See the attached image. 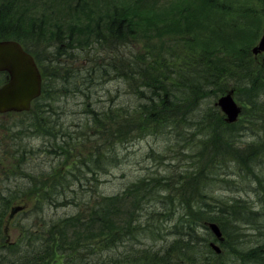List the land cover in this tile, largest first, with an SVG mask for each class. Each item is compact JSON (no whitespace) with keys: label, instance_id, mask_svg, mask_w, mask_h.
<instances>
[{"label":"trees","instance_id":"obj_1","mask_svg":"<svg viewBox=\"0 0 264 264\" xmlns=\"http://www.w3.org/2000/svg\"><path fill=\"white\" fill-rule=\"evenodd\" d=\"M72 1L61 0L60 5L56 0H0V40L19 41L34 56L43 75L42 93L33 101L31 109L8 113L15 117V123L1 126L6 130L1 132L0 138V178L8 179L11 173L25 177V173L20 171L22 162L37 151L33 145L34 138H42L39 151L43 146L53 144L55 152L59 153L57 155L63 156L62 163L69 166V178L64 175L65 181L59 186L76 191L80 185L87 184L98 189L100 177L106 172L111 174V169L119 167L122 159H128L119 151L120 145L137 136L164 134L169 124L174 127V131L168 133L170 138L178 134L182 136L180 143L175 138L180 146L183 144L185 147L182 152H188L195 143V136H200L197 141L202 142L205 151L199 160L204 166L199 169L194 165L191 170L180 171L170 163L166 173L140 177L122 186L121 191L114 195H100V202L95 203L97 206L90 211L93 212L91 221L81 218L83 212L76 204L77 216L59 221L61 224L55 229L56 234L48 238L51 243L40 249L30 244L25 250L15 248L14 258L9 264H80L79 254L99 255L98 250H101V255L93 264H108L105 252L113 249L121 255V248L129 260L135 261L134 264L139 261L148 264H201L199 258L209 259L212 254L220 256L208 244L217 241L208 222L219 225L224 236L220 243L234 249L237 258L242 251L239 237L243 239L246 236L241 235V231L245 225L250 226L256 238L255 244L244 248L246 253L241 254L242 258L248 257L238 258L236 264H264V138L257 135L260 122L264 121V66L253 59L249 51L251 46L248 45L247 49L246 45L242 47L245 39L239 38V32L236 36L228 33L222 36L220 28L213 26L212 31L214 29L217 40L220 36V48L226 55L214 56V50L209 48L214 38L203 36L200 53L198 43L191 41L189 54L181 47L169 50L174 60L166 62L162 57L169 56L162 52L158 57L152 56V64L148 65L150 69L144 71L143 59L138 53L129 50L126 58L123 57L122 46L129 47L139 34L137 28L142 25L136 19L138 17L132 15L131 6L112 1L108 2L106 10L97 13L94 8H89L90 0H77L78 5ZM198 1L199 4L190 7V14L182 15L189 28L193 27V17L198 11L210 8L211 0ZM80 9L84 15L77 14ZM242 49H246V53ZM241 52L242 58L237 60ZM77 57L85 69L81 63L77 65ZM128 57H133L134 61L126 64L125 70L123 59ZM196 69L202 70L201 77L195 73ZM228 69L241 74L244 83L241 88L248 95L247 100L241 101L243 112L235 123H228L214 106L215 99L208 97L211 94L218 97L232 88L237 91L238 85L231 83L233 74ZM180 73L181 76L176 77ZM122 75L130 81V86L134 79L141 81V85L137 84L140 88L136 94L140 99L138 106L125 108L114 103L111 81L107 77ZM6 78L7 73H0V84ZM96 82L101 85L109 83L100 96L90 90ZM67 95L83 98L84 112L87 113L83 112L85 117L80 120L76 117L69 127L61 121L62 106H59L61 98ZM198 99L206 108H202V104L196 105ZM183 100H188L186 107L181 105ZM249 130L254 140H244L250 134ZM12 142L15 149L11 159ZM170 147L173 148L172 145ZM161 153L152 151L149 156L160 161ZM234 164L239 177L243 178L240 181H246V177L251 181V189L247 193L251 192L259 203H240V197L248 200L243 194L236 197L238 200L212 202L214 194L209 191V176L204 174L205 171L227 176L233 171ZM62 170L64 174L65 169ZM193 191L204 196L202 203H194L190 199ZM1 192L4 194H0V239H3L10 229L9 221L13 220L8 219L3 229L1 219L4 220L13 205L22 204L27 208L30 203L15 202L19 198L18 193L23 191L0 189ZM184 199V203H178ZM120 203L131 204L122 216L124 222L118 217L121 214ZM152 203L155 207L151 215L144 218L145 212L153 207ZM49 204L55 209L60 206ZM74 225L87 232V242L82 240L84 237L73 239L67 234L66 231L73 229ZM120 229H123L121 234L124 231L129 234L128 242H123L127 241L126 238L118 239ZM146 232L152 237L153 245L127 250L130 238L148 239ZM108 239L112 240L110 244ZM7 240L2 241L5 242L3 245L9 244ZM6 249L13 250V247L7 246ZM11 254L0 255L9 257ZM2 256L0 264L4 262L5 257ZM226 264L233 263L228 261Z\"/></svg>","mask_w":264,"mask_h":264},{"label":"rangeland","instance_id":"obj_2","mask_svg":"<svg viewBox=\"0 0 264 264\" xmlns=\"http://www.w3.org/2000/svg\"><path fill=\"white\" fill-rule=\"evenodd\" d=\"M112 1H115L117 4L125 3L127 6H131L132 15L138 17L135 18L138 19V21H140L139 23L142 24L141 27H136L138 29L137 33L139 34L134 37L129 43L130 48L127 46H122V51L123 57L125 58L126 51L132 50L138 53L139 56L143 59L142 64L145 67L144 71L150 69L148 65L152 64V56L158 57L162 52L169 56V58L162 57L164 60H166V62H169V60H171L172 62V60H174V57L170 55L169 50L181 47L189 54V46L191 41H196L198 43L197 50L198 53H200V50L202 51L201 45L204 44V41L202 40L203 36L214 38L213 45L209 47L211 49L210 51L214 50V56L222 57L226 55L227 53L222 52L220 48V44L222 43V41L220 40V36L218 37V41L216 38V33L213 32L214 29L212 31L213 26H216L218 29L220 28L222 36H227V33L229 34V36H236L239 32L241 34L239 38L243 39L244 37L245 39L244 42L242 40V47L246 45V49L248 45L252 46L259 41L264 30V0H211L210 8L206 9L205 11L204 9L200 10L196 15H194L192 28H189V26H187L188 24L184 22L183 17L190 14L191 6L199 4L198 0H90V4H88V6L90 9L94 8L93 10L98 13L106 10L108 2L111 3ZM56 2H58L60 5L62 3L61 0H56ZM72 4L78 5L77 0H73ZM66 5L67 4L65 3V6ZM77 14L84 15L81 9L77 11ZM246 49H242L241 51L246 53ZM155 52H157V55H153ZM242 52L238 53L240 55H238L237 60L240 57L242 58ZM78 58L79 57H77L75 61L77 65L81 63V60H79ZM128 58L130 60L123 59L125 70H127V66L125 65L130 64L134 61L133 57ZM80 65H82L85 69L83 62ZM228 72H232L233 74V76L230 77L231 83L238 85L236 89L237 91L235 92V97L240 102L244 99L247 100V91H244L241 88L242 84H244L241 79V74L237 70L231 69H228ZM195 73L200 77L203 74L202 70L199 69H196ZM181 74L182 73L176 75V77L181 76ZM107 78V80L111 81V97H114L113 99L116 105L123 106L125 108H133L140 104V99L136 96L137 92L140 90L137 84L141 85V81L139 79H134L133 83L130 86V81L126 79L125 75H122L121 77L108 76ZM98 83L99 82H96L90 90L92 93H95V95L100 96L101 94H103V88L105 87V85L109 83L104 85ZM262 84L264 85V83ZM130 89L132 92H130ZM209 90L211 89L209 88ZM208 97L215 99L214 106H216L217 109L218 107L215 103L218 97L215 96V94H211ZM83 101V98L73 95H67L61 98L59 103V106H62L60 108V114L61 116H63L61 121H64L68 127L70 126L69 124L71 123V121L75 120L76 117L79 120L85 117L84 113L86 112L84 111L86 110V108L83 104ZM187 101L188 100H183L181 102V105L186 107ZM202 103L203 101H201L200 99L196 101V105L198 107ZM202 108H206L204 104H202ZM202 108L201 110H203ZM220 112L222 113L221 110ZM64 113L66 115H64ZM14 120L15 117L13 115L10 116L9 114L0 113V138L2 137L1 132H5L6 130L4 128H1V126L13 125L15 123ZM262 127L264 129V121L262 123L260 122V128L257 130V135H262L264 138V130H262ZM165 129L166 133L164 134H152L145 137L137 136L125 141L122 145H120L119 151H121L124 156L128 157V159H122L121 165L119 167L111 169V174L106 172L104 176H101L99 181L101 186H98V189L84 184L86 186L80 185L76 189V191H73L68 187L64 188L63 186H59L60 183L65 181L64 175L69 178V166L66 167L65 164L62 163L63 156L57 155L59 153L55 152L53 144L43 146V149L39 151L38 148L41 147L43 140L42 138H34L33 145L34 148L37 149V151L33 154L32 157H25L21 165L20 171L25 173L26 176L16 177L13 173H11L8 179L5 177L0 178V189L11 192H13L14 190L16 192L23 191L18 193L19 198L15 201L16 203H30L24 211L21 210L15 214L12 219L13 221H9V237L7 235L3 239H0V254L4 253L5 255H9L12 253L9 257L0 255L2 257H5L2 264H9V262L13 260L15 248L25 250L26 247L30 244L40 249L41 246L47 243H51L48 238L53 237V235L56 234L55 229L59 227V224H61V222L59 221H62L63 219L68 217H72V215L77 216L76 213H78L79 210L77 209L76 204H79L80 210L83 212V217L81 218L87 221H91L90 218L92 217L91 214L93 212L90 213V211L94 210L97 206L95 203L100 202L98 200V197L100 195H114L113 193L121 191L120 189L122 186L131 184L133 180H136L140 177L147 178L150 176H156L160 172L166 173L168 168L167 165L170 163H172L175 170L180 171L191 170L193 169L194 165H196V167L199 169L202 168V165L204 166V164L202 160H199V156L204 153L205 149L203 150V146L201 144L202 142L200 143L197 141L200 136H195V139L193 140L195 143H192V147L189 148L188 152H182L185 147H183V144H181V146L178 144V142H182V136L178 134L173 138H170L168 133H172L174 131V127L170 124L167 125ZM181 129H179V133ZM175 138L178 142L175 141ZM245 139L247 141H251L254 140L255 137L252 133H250L244 138V140ZM95 143L98 144V141H96ZM169 145H172L173 148H171ZM14 147L15 145L12 142L10 154L11 157L9 156L11 159L13 158L15 149ZM152 151L162 152L160 161L157 159L154 160L149 156V153H151ZM173 155L174 157L170 159V157H172ZM62 168L65 169L64 174H62ZM81 169L85 170V167ZM232 170L233 171H231V173L227 176H216V173L213 174V172L205 171L204 174L209 176V191L214 194V200L212 199V202L221 203L223 199L227 201H230L232 199L238 200L236 197L240 196V194H243L248 200L240 197V203H259L257 202V198L253 197V194L251 192L247 193V191H250L251 189V181L248 180L247 177L246 181H240V179L243 178L239 177L240 173H238L235 164L232 165ZM50 171H54V173L52 174L50 173ZM231 183H234L235 187L231 186ZM0 194L4 193L1 192ZM185 199L187 198L185 197ZM185 199L179 201L178 203H184V201H186ZM190 199L194 200V203H202L205 198L198 191H193L190 195ZM49 203H57L60 206H58L59 208L55 209L54 207L52 208ZM89 203L91 204V206L89 205ZM40 205L45 209L40 207ZM130 206V203L119 204L121 214H119L118 217L121 221H123L122 216L126 214ZM146 206H148V204H146ZM152 206V208L150 207L151 209L149 210V212H145L144 215L146 216L144 218H147L151 215L150 213H152L155 207L154 203H152ZM256 206L260 207L259 205ZM8 211L9 212L7 213V215H5L4 220L1 219L3 229L4 223L6 224L8 221L10 210ZM73 220L75 222H78L77 219H74V217ZM121 221L120 224L123 225ZM74 226L75 227L73 229L66 231L67 234L73 239L74 237H84V239L82 240L87 242V232L83 230V228H80L78 225ZM228 226L231 228L235 227V225L233 224H228ZM231 230L233 232L236 231L234 229ZM252 231L253 229L250 226L246 225L243 227V231H241V235H246L245 237H243V239L242 237H239L240 243H242V247L240 248L242 250L240 251L241 254L246 253L245 249L247 248L246 246L248 244H250V246L248 245L249 247L255 244L256 238ZM122 232L123 229H120V232L117 234L118 239L123 240L126 238L127 240L129 234L127 233V231H124V234H121ZM148 233L146 232L147 237L150 236ZM6 238L8 239L7 242L9 244L3 245L5 242L2 241H6ZM114 238L115 237H113L112 240ZM104 240L106 241V238H104ZM111 241L108 239V244H110ZM129 241L130 243L126 244L127 250L140 245H142V247L146 244L153 245L154 243L152 237H149L148 239H146L145 237L139 238V240L133 239L132 237ZM123 242H128V240ZM217 243L221 245L222 249L221 253H219L220 256L215 257L212 254V257H210L209 259L197 258L201 264H226L228 261L236 264V260L238 261V258L245 259L246 257H248L246 256L242 258V255L239 254L237 258L235 256L234 249H231L229 246L223 245V243H220L218 241ZM38 244L40 246H38ZM7 246L13 247V250L6 249ZM202 246L203 245L201 244L200 248H202ZM98 254L101 255V250H98ZM105 254L107 260L109 261L108 264H134L135 262L129 260L126 257L127 255L125 254L123 248H121L120 253L122 256L119 255L118 252L116 253L115 251H113V249L105 252ZM99 255L94 254L93 256H85V252H83L79 254L78 259L80 261V264H93L94 262H96V260H99ZM136 264L148 263H142L141 261H139L136 262ZM149 264L154 263L150 262Z\"/></svg>","mask_w":264,"mask_h":264},{"label":"water","instance_id":"obj_3","mask_svg":"<svg viewBox=\"0 0 264 264\" xmlns=\"http://www.w3.org/2000/svg\"><path fill=\"white\" fill-rule=\"evenodd\" d=\"M264 51V32L259 43L253 47L258 54ZM0 71L8 73L7 81L0 86V112H23L31 109L32 102L41 95L42 74L34 56L26 51L19 41L13 39L0 40ZM225 115L227 122H235L242 112V107L233 96V91L222 95L216 102ZM24 207L17 205L12 208L10 218ZM209 227L217 239L223 240V233L217 223L210 222ZM217 252L220 246L210 243Z\"/></svg>","mask_w":264,"mask_h":264},{"label":"flooded vegetation","instance_id":"obj_4","mask_svg":"<svg viewBox=\"0 0 264 264\" xmlns=\"http://www.w3.org/2000/svg\"><path fill=\"white\" fill-rule=\"evenodd\" d=\"M254 56H255L256 60L259 61V59H261V61L264 62V51L260 52V54H258V55H254ZM0 73H5V72H0ZM3 114H8V113H3Z\"/></svg>","mask_w":264,"mask_h":264}]
</instances>
